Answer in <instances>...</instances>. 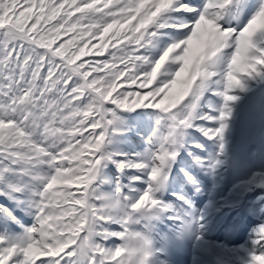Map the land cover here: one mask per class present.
Segmentation results:
<instances>
[{
  "label": "snow or ice",
  "instance_id": "1",
  "mask_svg": "<svg viewBox=\"0 0 264 264\" xmlns=\"http://www.w3.org/2000/svg\"><path fill=\"white\" fill-rule=\"evenodd\" d=\"M246 6L0 0V196L35 221L22 234L0 235V264H149L152 241L140 229L175 212L160 197L186 130L197 120L217 124L200 130L223 154L230 105L239 99L232 93L264 78V0L242 28L226 20ZM216 78L223 109L200 114ZM141 109L154 110L148 116L157 124L147 149L114 150L130 126L125 114ZM197 160L213 172L222 164ZM111 165L130 183L104 191ZM0 219H15L3 203ZM256 236L264 245V225ZM250 264H264V251H253Z\"/></svg>",
  "mask_w": 264,
  "mask_h": 264
},
{
  "label": "rangeland",
  "instance_id": "2",
  "mask_svg": "<svg viewBox=\"0 0 264 264\" xmlns=\"http://www.w3.org/2000/svg\"><path fill=\"white\" fill-rule=\"evenodd\" d=\"M250 181L248 180L246 183L243 184V187H244L245 190H250L252 193H255L256 196H258L260 194H264V186H262L264 184L263 183H257V182L264 181V178L261 179V181L254 179V182H255L254 186H256V184L259 185V188H257V189L251 188V182ZM262 244H264V241H262ZM260 246H262V250L264 251V245H260Z\"/></svg>",
  "mask_w": 264,
  "mask_h": 264
},
{
  "label": "bare ground",
  "instance_id": "3",
  "mask_svg": "<svg viewBox=\"0 0 264 264\" xmlns=\"http://www.w3.org/2000/svg\"><path fill=\"white\" fill-rule=\"evenodd\" d=\"M198 204V203H197Z\"/></svg>",
  "mask_w": 264,
  "mask_h": 264
}]
</instances>
